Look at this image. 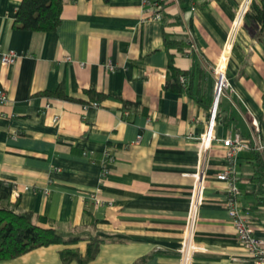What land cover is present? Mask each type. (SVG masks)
Returning <instances> with one entry per match:
<instances>
[{
  "label": "crops",
  "instance_id": "obj_1",
  "mask_svg": "<svg viewBox=\"0 0 264 264\" xmlns=\"http://www.w3.org/2000/svg\"><path fill=\"white\" fill-rule=\"evenodd\" d=\"M20 2L0 0V54H20L0 61L7 97L0 103V199L18 200L65 235L82 228L77 235L110 238L86 264H181L187 241L190 264H249L217 177L226 166L222 139L238 134L246 144L233 166L238 203L264 239V183L253 151L264 140V35L247 28L246 16L231 32L241 0H161V20L142 0H66L48 32L14 27ZM222 55L229 88L217 101L196 206L198 138L215 96L211 69ZM169 57L187 73L192 95L165 87ZM105 153L113 161L101 178ZM94 193L111 205L86 199ZM65 246L0 264H63ZM69 246L84 252L86 240Z\"/></svg>",
  "mask_w": 264,
  "mask_h": 264
},
{
  "label": "trees",
  "instance_id": "obj_2",
  "mask_svg": "<svg viewBox=\"0 0 264 264\" xmlns=\"http://www.w3.org/2000/svg\"><path fill=\"white\" fill-rule=\"evenodd\" d=\"M65 1L21 0L16 10L13 25L17 29L34 32L53 31L59 24ZM154 2L160 7L159 11L161 12L163 10L161 0H154ZM246 19L248 21L247 28L251 32H255L258 36L264 35V0H252L251 9L247 12ZM176 22L180 23V20L177 19ZM165 40H167L166 36ZM169 42L182 44L181 41ZM180 45L173 49L183 52L185 49ZM168 67L170 77L167 78L165 87L179 92H188L189 95H192L190 83L182 79L187 73L175 68L171 57H169ZM196 94L195 99L205 104L204 94L200 92ZM126 104L130 103L126 102ZM253 151L255 159L259 163L257 177L264 183V152ZM81 229L71 228L68 230L70 233L65 235L46 217L21 209L18 200L0 199V260L18 257L36 248L63 244L67 245L59 251V257L63 264H69L73 261L78 264H86L95 257L99 245L103 241L111 239L94 234L85 237L77 235ZM82 240H86L84 252H81L77 246H69Z\"/></svg>",
  "mask_w": 264,
  "mask_h": 264
},
{
  "label": "built area",
  "instance_id": "obj_3",
  "mask_svg": "<svg viewBox=\"0 0 264 264\" xmlns=\"http://www.w3.org/2000/svg\"><path fill=\"white\" fill-rule=\"evenodd\" d=\"M252 0H241L235 19L233 21V28L231 32L234 33L237 28L243 22L247 12L251 9ZM142 4L149 8L153 14L155 20H161L160 7L154 2V0H142ZM20 54L15 50H7L0 54V61L3 64L13 63ZM225 55H222L218 62L212 67V73L215 77V96L210 109V117L206 131L199 136L198 142L200 146V168L196 172V185L194 190L195 204L200 205L199 191L203 184L205 163L209 153V149L212 145L215 135L213 132L216 106L219 95L229 88V83L225 76ZM112 68V67H111ZM7 100L5 91L0 89V103H5ZM93 105L97 106L98 103L94 102ZM59 120L58 115H54L52 121L56 123ZM139 139V137H138ZM138 139L136 141H138ZM222 146L224 148V157L226 159V166L224 170L219 172L218 179L226 183L225 203L227 208L228 218L235 229L237 240L248 249L250 262L249 264H264V239L258 238L253 234V231L249 225V220L240 211L238 203L239 189L235 183V175L233 173V166L236 162L238 154L246 148V144L243 139L236 134L233 137H227L222 139ZM254 150L262 153L264 152V140L257 142L254 145ZM113 161L112 157L105 153L103 162L101 164V178H104L108 173L109 164ZM86 199L91 200L93 204L100 205L107 203L111 205V202H104L97 194H90ZM194 251V245L187 241L186 244L179 250L178 258L181 264H190L192 261V255Z\"/></svg>",
  "mask_w": 264,
  "mask_h": 264
}]
</instances>
